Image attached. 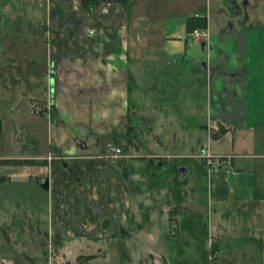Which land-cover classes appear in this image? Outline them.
I'll use <instances>...</instances> for the list:
<instances>
[{
	"label": "crops",
	"instance_id": "crops-1",
	"mask_svg": "<svg viewBox=\"0 0 264 264\" xmlns=\"http://www.w3.org/2000/svg\"><path fill=\"white\" fill-rule=\"evenodd\" d=\"M258 1L44 0L38 20L53 91L39 113L49 118L48 148L12 160L37 166L28 177L50 203L56 255L81 243L74 261L92 255L91 264L103 239L128 235V164L160 166L179 148V136L209 169L249 182L234 159L264 157L239 145L264 139V0ZM192 16L204 24L190 27ZM132 116L143 118L141 140L124 145ZM186 174L175 171L181 179ZM56 259L52 264L62 260Z\"/></svg>",
	"mask_w": 264,
	"mask_h": 264
},
{
	"label": "rangeland",
	"instance_id": "rangeland-1",
	"mask_svg": "<svg viewBox=\"0 0 264 264\" xmlns=\"http://www.w3.org/2000/svg\"><path fill=\"white\" fill-rule=\"evenodd\" d=\"M43 15L44 0H0V264H52L57 257L62 260L55 264H76L75 249L83 247L71 243L56 255L58 240L48 232L50 203L45 190L28 177L37 166L8 160L34 151L45 154L48 148L49 118L39 113L53 91L38 20ZM140 120L132 116L124 145L140 142ZM250 139L239 143L242 149L264 152V139ZM176 144L179 148L170 149L173 155L160 166L154 161L128 164L133 178L130 233L114 242L103 239L91 251L96 255L91 264H264V157L234 159L250 179L231 181L193 155L186 135ZM179 167L187 172L182 179L175 176Z\"/></svg>",
	"mask_w": 264,
	"mask_h": 264
},
{
	"label": "trees",
	"instance_id": "trees-1",
	"mask_svg": "<svg viewBox=\"0 0 264 264\" xmlns=\"http://www.w3.org/2000/svg\"><path fill=\"white\" fill-rule=\"evenodd\" d=\"M85 1V0H84ZM86 1H96V0H86ZM204 24V18L202 16H192L188 19V25L190 27H193V26H200V25H203ZM3 159H0V161H2ZM9 161H14L12 159H8ZM18 161V160H17ZM15 161V162H17ZM4 180V177L3 176H0V182ZM90 258H92V255H79L77 256L75 259V263L78 264V259L80 260H83V262L85 264H89L88 261L90 260ZM78 262V263H77Z\"/></svg>",
	"mask_w": 264,
	"mask_h": 264
},
{
	"label": "built area",
	"instance_id": "built-area-1",
	"mask_svg": "<svg viewBox=\"0 0 264 264\" xmlns=\"http://www.w3.org/2000/svg\"><path fill=\"white\" fill-rule=\"evenodd\" d=\"M196 29H193L192 32L193 33H196ZM108 148L110 149L111 152H113L114 154H118L120 153V148L116 145H113V144H109L108 145Z\"/></svg>",
	"mask_w": 264,
	"mask_h": 264
},
{
	"label": "water",
	"instance_id": "water-1",
	"mask_svg": "<svg viewBox=\"0 0 264 264\" xmlns=\"http://www.w3.org/2000/svg\"><path fill=\"white\" fill-rule=\"evenodd\" d=\"M49 74L52 75V70H49ZM49 84H52V77H50L49 79ZM51 88V87H50ZM41 187H46V179H44V181L41 183Z\"/></svg>",
	"mask_w": 264,
	"mask_h": 264
}]
</instances>
